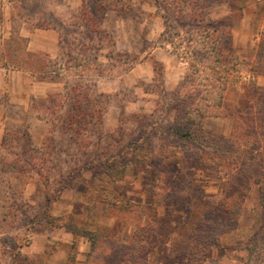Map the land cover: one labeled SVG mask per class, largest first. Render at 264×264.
Segmentation results:
<instances>
[{"label": "rangeland", "instance_id": "rangeland-1", "mask_svg": "<svg viewBox=\"0 0 264 264\" xmlns=\"http://www.w3.org/2000/svg\"><path fill=\"white\" fill-rule=\"evenodd\" d=\"M83 1L0 0V67L13 76L0 87V264H264L262 166L247 176L261 178L237 216L229 209L245 189L231 196L227 169L216 164L223 151L212 154L170 129L181 119L172 99L187 88L189 66L168 43L171 30L155 5L128 0L129 10L106 13L104 27L134 65L89 79L103 106L99 120L72 125L60 98L64 79H42L5 58L4 49L18 62L25 50L57 59ZM196 1L207 19L225 18L223 49L254 62L264 0ZM253 83L264 85V74L235 73L223 114L204 127L224 137L264 134V115L249 103ZM104 226L113 243L95 250L75 232ZM147 235L148 251L134 252V240L145 245Z\"/></svg>", "mask_w": 264, "mask_h": 264}, {"label": "trees", "instance_id": "trees-1", "mask_svg": "<svg viewBox=\"0 0 264 264\" xmlns=\"http://www.w3.org/2000/svg\"><path fill=\"white\" fill-rule=\"evenodd\" d=\"M87 1L84 0L80 10L72 15L71 25L75 35L65 39L60 37V53L57 59L52 60L43 53L25 50L24 57L18 62L15 56L8 54L4 49L5 58L13 67L36 73L42 79L56 77L64 79L66 93L60 98L62 101L64 99L69 107L67 118L72 125L74 123L80 125L88 116L99 120L102 115L103 106L101 101L96 100L97 97L91 94L92 80L89 79L105 75L119 76L134 65V60L129 58V54L117 51L113 35L103 25L109 9L129 10L128 0H92L91 4ZM146 2L157 7V13L165 19L168 29L171 30L168 43L177 56L189 66L184 81L187 88L184 87L182 91L174 93L172 99L176 101V109L181 108V112L178 113L181 119L173 122L170 129L175 135L194 146L201 148L205 144L209 151H213L212 154L223 151L222 155L217 156L216 164L227 169L226 174L230 179L229 190L235 191L231 196L241 188L245 189L241 202H235L237 203L235 208L229 209L238 216L242 211L238 205L244 202L252 183L260 182L261 178L252 182L247 180V176L255 166H262L261 169L264 171V152L261 150L264 149V145H261L264 142V134H248L245 138L218 136L204 127V119L223 114L226 90L235 73L264 74V34L254 62L238 61L222 46L224 33H231L225 29V18L207 19L203 15L202 4L196 0H146ZM197 5L199 7H196ZM105 50L106 54L103 52ZM104 58H107L108 62H103ZM158 73L160 75L162 72ZM248 92L251 107H256L255 112L258 115H264V85L253 83ZM88 106L96 107L93 114L86 111ZM3 144L4 142L2 146ZM102 228L75 232L87 237L95 250L113 243V236L106 232L108 227ZM149 229L146 228L144 233H151ZM103 235L105 238H102ZM146 238L148 240L150 235ZM134 242V247H137L134 252L148 251L150 240L145 245L141 244L138 238ZM102 251L106 253V249Z\"/></svg>", "mask_w": 264, "mask_h": 264}, {"label": "crops", "instance_id": "crops-1", "mask_svg": "<svg viewBox=\"0 0 264 264\" xmlns=\"http://www.w3.org/2000/svg\"><path fill=\"white\" fill-rule=\"evenodd\" d=\"M10 71L11 70L7 69L6 67H0V87L5 86L8 80V76H9V79H12L13 76L11 75ZM14 78H16V75L14 76Z\"/></svg>", "mask_w": 264, "mask_h": 264}]
</instances>
